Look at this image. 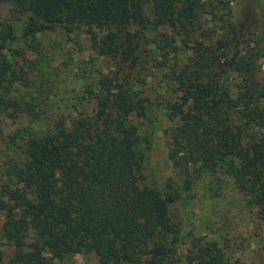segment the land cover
Segmentation results:
<instances>
[{"label": "trees", "instance_id": "obj_1", "mask_svg": "<svg viewBox=\"0 0 264 264\" xmlns=\"http://www.w3.org/2000/svg\"><path fill=\"white\" fill-rule=\"evenodd\" d=\"M0 2L26 16L30 42L58 27L85 30L114 66L96 83L93 112L8 135L0 212L12 254L6 260L0 251V264H60L78 253H94L100 264H243L215 241L181 252L171 206L181 199L186 208L199 180L223 175L264 221V133L251 135L264 132L260 41L240 34L231 13L220 15L219 37L199 39L203 0ZM15 37L13 24L0 29V119L25 110L5 52ZM150 78L161 83L151 96ZM157 115L177 122L165 128L174 176L184 183L175 192L143 184L153 129L142 127Z\"/></svg>", "mask_w": 264, "mask_h": 264}, {"label": "rangeland", "instance_id": "obj_2", "mask_svg": "<svg viewBox=\"0 0 264 264\" xmlns=\"http://www.w3.org/2000/svg\"><path fill=\"white\" fill-rule=\"evenodd\" d=\"M203 1L201 27L206 30V38L199 30V34L202 33L199 39L209 42L219 37L224 30V22L219 17L222 13H231L240 34L248 39H257L264 48V0ZM26 20V16L14 11L11 4L0 2V29L8 24L15 27V40L9 42L5 52L16 63L18 79L14 88H17L15 92L22 96L25 105V110L17 118L0 119V166H5L11 155V152L5 153L8 135L29 126L34 130H45L60 118L71 119L80 113L93 112L96 109V83L109 77L114 69L113 62L96 51L87 31L58 27L39 33L30 42L24 31ZM161 30L173 34L171 28ZM259 62L261 75H264V55ZM158 78H150L148 95L154 93L152 88L161 85ZM86 88L92 89L87 99L75 98ZM156 118L159 122L151 124L147 120L142 127L145 134L153 129L143 169V184L175 192L184 183L174 176L165 128L177 122L160 115ZM263 133L251 132V135L262 137ZM194 193L191 204L186 208L181 199L171 206L175 235L181 241L180 251L186 254L195 242L209 240L217 242L232 261L264 264V221L248 209L243 194L236 189L233 181L223 175L209 176L196 183ZM2 225L3 215L0 212V251L7 260L12 254V247L1 238ZM60 264L100 263L94 253H78L67 263Z\"/></svg>", "mask_w": 264, "mask_h": 264}, {"label": "built area", "instance_id": "obj_3", "mask_svg": "<svg viewBox=\"0 0 264 264\" xmlns=\"http://www.w3.org/2000/svg\"><path fill=\"white\" fill-rule=\"evenodd\" d=\"M263 68H264V64H263Z\"/></svg>", "mask_w": 264, "mask_h": 264}]
</instances>
